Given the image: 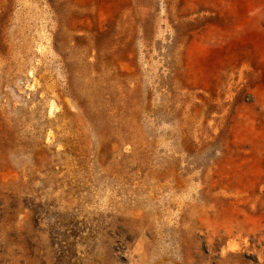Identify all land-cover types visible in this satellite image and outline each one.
I'll use <instances>...</instances> for the list:
<instances>
[{"label":"rangeland","instance_id":"rangeland-1","mask_svg":"<svg viewBox=\"0 0 264 264\" xmlns=\"http://www.w3.org/2000/svg\"><path fill=\"white\" fill-rule=\"evenodd\" d=\"M0 264H264V0H0Z\"/></svg>","mask_w":264,"mask_h":264}]
</instances>
